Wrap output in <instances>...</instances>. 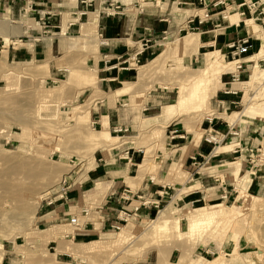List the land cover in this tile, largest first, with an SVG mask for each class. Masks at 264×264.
Returning a JSON list of instances; mask_svg holds the SVG:
<instances>
[{
	"label": "rangeland",
	"instance_id": "1",
	"mask_svg": "<svg viewBox=\"0 0 264 264\" xmlns=\"http://www.w3.org/2000/svg\"><path fill=\"white\" fill-rule=\"evenodd\" d=\"M99 1L104 8L112 9L115 0H0V264H264V195L260 198L246 194L243 198L241 189L236 202L234 197L184 205L178 199L191 188L183 185L181 178L185 179V173L176 166L170 170L182 184L173 187L151 217L130 220L120 231L110 230L97 241L75 245L71 237L61 236V230L69 234L73 226L64 222L54 223V226L39 223L47 192L63 178L69 177L73 181V175L77 176L82 169L81 164L90 161L81 174L91 169L94 150L118 140L96 141L111 135L99 132L89 121L91 87L78 90L82 86L96 85L95 71L85 70L88 68L86 56L97 49L99 41L96 38L98 18L82 27L86 16L77 13L94 12ZM182 1L174 6L185 16L203 7ZM260 1L262 5L258 11L264 7V0ZM42 4L54 13L39 14ZM82 6L87 8L82 10ZM227 10L223 15L236 22V11ZM229 12H234V19L227 14ZM68 18H78V25L71 27L75 33L69 40L75 45V52L65 54L71 66L60 79L62 81H51L47 79L46 65L24 60L21 54L25 57L24 47L42 36L43 22L52 26L61 21V29L50 27L47 30H50L48 36H63ZM246 18H252L256 25L255 29L247 28L253 38L254 49L250 52L253 55L264 45V32L260 26L263 15L246 13ZM20 22L29 24L27 33H21L26 26ZM247 24L253 26L252 21ZM12 26L14 30H11ZM210 28L214 29L211 25ZM189 32L188 35L193 31ZM185 35L186 30L180 33L178 40L161 41L156 52V56L160 55L145 67V71H140L142 76L145 72L150 74L149 89L160 86L173 90L170 103L175 104L177 98L179 108L174 115L180 117L178 119L193 133L201 132L199 127L210 109L216 110L214 116H218L217 113L231 115L234 126L255 119L264 120V58L258 59L253 68L248 66L240 76V82L248 81L247 85L229 80L235 83L229 94L234 103L219 104V99H226L223 98L226 95L219 93L224 86L216 87L221 70L207 71L209 62L203 63L202 55L190 65L189 58L194 54L190 52L196 50L197 41L195 35L192 41ZM211 50L215 49L208 51ZM218 59L224 65L232 61L222 55ZM234 66L233 63L227 68L232 72ZM212 80L214 88H219L214 92L208 89ZM138 84V81L131 84V90ZM128 88L129 85H124L116 94L126 93ZM226 88L229 90L230 85ZM163 129L158 128V132H152L149 138L156 144L167 143ZM152 150L145 151L149 161L141 167L143 172L153 162ZM251 154L250 167L256 166L254 170L264 168V142ZM191 168L201 172L204 163ZM239 186H242L241 180L237 178L235 187L238 189ZM204 206L216 207L194 209Z\"/></svg>",
	"mask_w": 264,
	"mask_h": 264
},
{
	"label": "crops",
	"instance_id": "2",
	"mask_svg": "<svg viewBox=\"0 0 264 264\" xmlns=\"http://www.w3.org/2000/svg\"><path fill=\"white\" fill-rule=\"evenodd\" d=\"M178 1L180 0H115L112 9L104 8L99 1L98 7L94 8V12L98 11L96 38L99 43L97 49L86 56L88 68L85 72L88 69L95 71L96 85L82 86L78 90L91 87L89 121L99 132L111 135L99 137L96 141L107 138L118 140L96 148L92 155V168L81 174L90 161L81 164L82 169L77 176L73 175V184L66 198L56 200L52 206H42L38 220L41 225L54 226V223H67L70 217H77L78 225L73 226L69 234L61 230V236L71 237L75 245L89 244L106 236L110 231L109 226L116 222L122 210L133 213V208L138 206L139 211L132 214L135 221L151 217L160 204L165 202L173 187L182 184L181 182L191 190L181 193L178 201L190 206L224 200V194L227 199L235 197V201L238 190L241 189L240 192L252 197L261 198L264 195V168L254 170L256 166L250 167L249 161L251 153L258 150L264 142L263 119L234 126L231 115L217 113L226 119L219 120L220 117L214 116L216 110L210 109L204 117L205 122L201 123L203 128L199 127L203 133H193L178 119L180 117L174 115L179 112V108L177 98L176 106L170 103L173 90L160 86L150 90V74H140L160 55L156 56V52L163 36L175 41L185 30L187 35L189 31H193L197 41L196 50L190 52L194 53L189 58L190 65L198 60V55L203 56V63L207 62L206 57L210 53H217L218 58L221 55L226 58L227 44L244 37L249 38L250 50L242 57L244 63L239 71V81L248 66L252 65L253 68L258 59L264 58V45H260L261 49L250 55L254 45L247 28L255 29L256 25L252 18H246L247 12L243 6L237 8L248 1L218 0L221 1L220 5L213 7L212 3L216 0H205L207 7L197 8L189 16L177 11L180 4ZM182 3L200 5L198 0H183ZM259 3L262 5L260 0ZM42 5L43 9L38 11L39 14L54 13L49 7ZM86 6H82V10ZM228 8L230 12L236 11V22L231 21L226 14L223 15ZM262 9L264 12V7ZM242 11L244 15H241ZM210 12L213 13L210 15ZM230 12L227 14L234 19V12ZM77 14L86 16V21L88 20V11L83 10ZM68 20L63 36H48L50 30H47L50 27L61 29V21L52 26L43 22L42 36L35 43L24 47L25 57L21 54L24 60L40 61L42 65H46L49 74L47 79L51 81H62L60 79L68 73L71 66L70 59L65 54L75 52V45L70 44L69 40L75 33L71 27L78 25V18ZM209 21L214 29L210 28ZM250 21L253 26L247 24ZM211 48L215 50L208 51ZM256 57L258 58L254 60ZM232 64L231 61L226 63L225 70L217 77L216 87L224 86L219 93L226 95L223 96L226 99L218 100L219 104L234 103L229 94L235 83L229 81L231 75L228 73L236 71L230 72L227 68ZM137 81L138 87L131 90L130 85ZM247 82L236 84L247 85ZM124 83L129 85V90L117 95L116 91L123 89ZM227 85H230L229 90H226ZM118 125L126 127L127 131L112 135L113 128ZM158 128H164L163 132L168 138V142L163 145L156 144L149 138L152 132H158ZM172 130L177 133L169 136ZM209 137H213L214 141H207ZM151 149L154 154L153 162L143 172L141 167L149 161L145 151ZM192 158L198 165L204 163L203 171L195 172L194 167L191 168L194 166ZM173 166L181 168L185 173V179L179 176L181 182L177 181L176 176L173 177L170 170ZM237 178L242 185L238 189L235 187ZM144 202L148 205L143 206ZM216 206L194 209L209 210ZM84 210L86 214H83ZM173 254L174 252L171 256Z\"/></svg>",
	"mask_w": 264,
	"mask_h": 264
},
{
	"label": "built area",
	"instance_id": "3",
	"mask_svg": "<svg viewBox=\"0 0 264 264\" xmlns=\"http://www.w3.org/2000/svg\"><path fill=\"white\" fill-rule=\"evenodd\" d=\"M198 2L203 7H207L205 0H198ZM220 3H221V1L216 0L214 3H212V6L217 7L220 5ZM260 5L261 4L259 3V1L249 0L248 2H245L241 5H238L237 8H240L242 6L246 7L247 13L250 14V16H253L256 13L258 15H263V19L261 20L260 26L264 32V12H263V9L258 11L260 9ZM241 15H244V11L241 12ZM205 16H207V14ZM163 40H167V37L163 36L161 38V41H163ZM226 48L228 50V54L226 55V58H231V60L241 61L237 65L236 73H228L231 75L232 82H238L239 81V71L242 69L243 63H244L242 60V57L245 54H247L250 50L249 38L244 37V38L238 39L233 43L227 44ZM126 131H127V128L122 126V125H118V126L113 128L114 134H124ZM176 133H177L176 130H172L169 132V136H173ZM212 138L213 137H209L207 139V141H214V140H212ZM126 154H128V152H126ZM192 161H193V163H192L193 165H198L195 162L194 158H192ZM72 184H73V181L69 180V177H66V178H63L62 180H60L54 189L47 192L48 195L46 196V198H44L42 206L49 207V206H52L56 200H64L66 198L68 192L70 191ZM222 199H224V200L227 199L226 194H224L222 196ZM146 205H148L147 202H144L143 206H146ZM138 211H139L138 206L133 208L134 214L137 213ZM86 213H87L86 210H84L83 214H86ZM133 213L130 211H127V210H122L119 213V215L117 216L116 222L111 224L109 226V229L111 231H114V232L120 231L124 224H127L128 221H130V220H134V218L132 216ZM67 223L71 226H77L78 225V218L77 217H70Z\"/></svg>",
	"mask_w": 264,
	"mask_h": 264
},
{
	"label": "bare ground",
	"instance_id": "4",
	"mask_svg": "<svg viewBox=\"0 0 264 264\" xmlns=\"http://www.w3.org/2000/svg\"><path fill=\"white\" fill-rule=\"evenodd\" d=\"M229 9V8H228ZM228 11V10H227ZM97 18H98V11L97 12H88V20L85 22V23H83L82 24V27H85L87 24L88 25H90V24H92V23H94L96 20H97ZM29 22V21H28ZM20 24H24L25 26H26V28L24 29V30H22L21 31V33L22 34H25V33H27V28H29L30 26H29V24L26 22V23H21L20 22ZM20 24L18 25L19 27L18 28H20L21 26H20ZM11 30H14V27L12 26V29ZM10 30V31H11ZM2 36V35H1ZM190 38H191V40L190 41H192V40H194L193 39V37H194V34H190V35H188ZM187 36V37H188ZM5 37V36H4ZM7 37V36H6ZM5 37V38H6ZM6 41H7V39H5ZM212 54H217V53H210V54H208L207 55V57H206V61L207 62H209V67H208V70L207 71H210V70H212V69H216V71H219V70H221V72H223L224 70H225V68H226V66L225 65H223V64H221L220 62H219V59H218V57L216 56V55H212ZM232 63H234L235 64V66H234V71H236V68H237V65H238V63H240L241 61H239V60H232L231 61ZM220 72V73H221ZM214 80H212L211 82H209V84H208V82L207 81H205L204 82V84H208L209 86V91H213L214 92V87H215V84L214 83H212ZM238 83H241L240 81L238 82ZM125 84V86H128V85H126V83H124ZM216 90V89H215ZM19 117V116H18ZM263 150V149H262ZM240 196H242L243 198H245V196H246V194L244 193V192H240Z\"/></svg>",
	"mask_w": 264,
	"mask_h": 264
}]
</instances>
